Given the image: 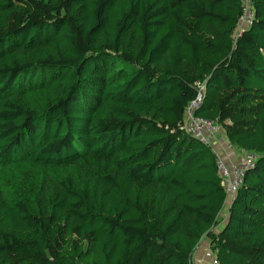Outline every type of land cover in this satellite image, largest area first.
Segmentation results:
<instances>
[{"label":"trees","instance_id":"obj_1","mask_svg":"<svg viewBox=\"0 0 264 264\" xmlns=\"http://www.w3.org/2000/svg\"><path fill=\"white\" fill-rule=\"evenodd\" d=\"M0 0V264H264V0ZM256 155L233 198L189 105ZM228 206L226 218H220Z\"/></svg>","mask_w":264,"mask_h":264},{"label":"built area","instance_id":"obj_2","mask_svg":"<svg viewBox=\"0 0 264 264\" xmlns=\"http://www.w3.org/2000/svg\"><path fill=\"white\" fill-rule=\"evenodd\" d=\"M242 7V16L237 29L238 33L244 32V30L248 29L255 16L252 0H242ZM200 99L199 96L196 102L189 105L185 117L184 129L193 138L214 151L217 156V170L222 188L224 189L225 194L231 199L243 186L245 173L255 165L258 157L256 155L240 152L243 154L244 162H237L236 164L227 167L226 162H223L215 151V145L218 138L221 134H224L222 129L218 125L205 119L197 118L194 115V110L200 102ZM205 257L207 258V264H220L215 251H213L211 247H209L208 251L205 253Z\"/></svg>","mask_w":264,"mask_h":264},{"label":"rangeland","instance_id":"obj_3","mask_svg":"<svg viewBox=\"0 0 264 264\" xmlns=\"http://www.w3.org/2000/svg\"><path fill=\"white\" fill-rule=\"evenodd\" d=\"M240 33H238V31H236L235 32V34H234V37L236 38L238 35H239ZM220 138H222V140L219 142V140H220ZM223 138H225V136H224V134H221V136L218 138V141H217V143H216V145H215V147H216V149H215V151L218 153V155H219V157L221 158V160H223V162L225 161H228L227 160V158H228V156H230L229 158H232L233 160L232 161H235L236 160V157L239 159V160H241V162L243 161L244 162V158H243V154H241L236 148H234V147H232L229 143H228V141H224L223 140ZM219 144H222V146L224 147V150H223V153L225 154V155H223V154H221L220 153V151H219V149L217 148L218 146H219ZM239 152V153H238ZM234 154H237V155H234ZM234 156H236L235 158H234ZM229 160H231V159H229ZM236 163H237V161H236ZM236 163H234V164H236ZM231 164H229V162H226V166L228 167V166H230ZM228 206H226V208H225V210L223 211V213H222V216L223 217H221L220 218V227H222V223H223V220L222 219H225L226 218V214H227V210H228ZM205 255V254H204ZM206 257L204 256V260H205V262H206V264H207V261H206ZM193 261V260H192Z\"/></svg>","mask_w":264,"mask_h":264},{"label":"crops","instance_id":"obj_4","mask_svg":"<svg viewBox=\"0 0 264 264\" xmlns=\"http://www.w3.org/2000/svg\"><path fill=\"white\" fill-rule=\"evenodd\" d=\"M222 140V138H220L219 142ZM224 141H227L226 138H223ZM220 151L221 154L225 155L223 153V150H224V147L222 146V144H219V146L217 147ZM239 153V152H238ZM234 155H237V154H234ZM238 156V155H237ZM230 156H228L226 162H229V164H234L237 162H241V160H239L236 156H234V158L236 157V160L235 161H232L233 159L232 158H229ZM231 159V160H229ZM210 247V241L208 239H203V241L199 244V246L197 247L194 255H193V258H192V264H206L205 260H204V254L208 251Z\"/></svg>","mask_w":264,"mask_h":264}]
</instances>
